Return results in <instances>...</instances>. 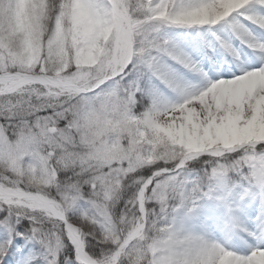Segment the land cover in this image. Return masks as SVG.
<instances>
[{
  "label": "snow or ice",
  "instance_id": "snow-or-ice-1",
  "mask_svg": "<svg viewBox=\"0 0 264 264\" xmlns=\"http://www.w3.org/2000/svg\"><path fill=\"white\" fill-rule=\"evenodd\" d=\"M0 264H264V0H0Z\"/></svg>",
  "mask_w": 264,
  "mask_h": 264
}]
</instances>
